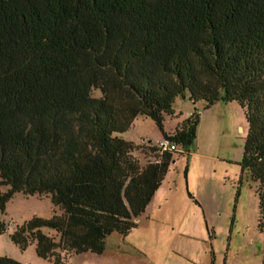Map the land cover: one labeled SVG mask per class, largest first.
<instances>
[{"label":"trees","instance_id":"trees-1","mask_svg":"<svg viewBox=\"0 0 264 264\" xmlns=\"http://www.w3.org/2000/svg\"><path fill=\"white\" fill-rule=\"evenodd\" d=\"M184 92L244 109L241 173L264 235V0H0V210L18 192L60 210L11 239L67 264L135 228L175 151L141 165L113 133L138 115L163 131ZM199 121L194 111L164 136L188 151Z\"/></svg>","mask_w":264,"mask_h":264},{"label":"rangeland","instance_id":"rangeland-1","mask_svg":"<svg viewBox=\"0 0 264 264\" xmlns=\"http://www.w3.org/2000/svg\"><path fill=\"white\" fill-rule=\"evenodd\" d=\"M174 115H165L163 131L172 132L192 112L200 113L196 136L188 151L173 153L152 203L126 235L112 232L103 253H73L67 264H264V235L257 225L256 183L241 173L248 125L236 100L217 101L208 108L193 102L188 92L175 98ZM157 123L138 115L125 131L115 132L132 141L133 156L141 165L159 159L152 150L164 133ZM6 187H0L4 191ZM60 212L48 196L21 192L0 210V256L25 264H54L55 256L41 257L34 243L21 247L10 237L32 216Z\"/></svg>","mask_w":264,"mask_h":264},{"label":"built area","instance_id":"built-area-1","mask_svg":"<svg viewBox=\"0 0 264 264\" xmlns=\"http://www.w3.org/2000/svg\"><path fill=\"white\" fill-rule=\"evenodd\" d=\"M156 150L159 154L166 151H176L178 146L168 138L160 140L156 145Z\"/></svg>","mask_w":264,"mask_h":264},{"label":"crops","instance_id":"crops-1","mask_svg":"<svg viewBox=\"0 0 264 264\" xmlns=\"http://www.w3.org/2000/svg\"><path fill=\"white\" fill-rule=\"evenodd\" d=\"M154 194H155V193H154ZM152 199H153V198H152ZM150 203H152V200L150 201ZM150 203H148L147 207L150 205ZM147 207H146V208H147ZM146 208H145V209H146Z\"/></svg>","mask_w":264,"mask_h":264}]
</instances>
